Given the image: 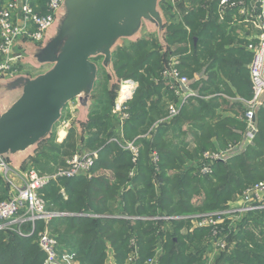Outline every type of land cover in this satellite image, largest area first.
Returning a JSON list of instances; mask_svg holds the SVG:
<instances>
[{"label": "trees", "instance_id": "trees-1", "mask_svg": "<svg viewBox=\"0 0 264 264\" xmlns=\"http://www.w3.org/2000/svg\"><path fill=\"white\" fill-rule=\"evenodd\" d=\"M46 1L40 0L41 4ZM218 6V0H184L179 5L170 4L167 53L154 34H145L113 53L120 80L138 83L134 95L126 100L130 117L124 124L126 139L134 140L140 147L137 164L129 150L110 139L119 87H110V76L101 61L99 63L102 58L96 59L100 70L89 122L85 126L89 131L86 147L99 153L92 170L94 175L91 179L79 176L53 180L41 191L48 209L61 213L50 221L51 230L80 264H108V245L114 250L116 264H144L154 255L160 240L164 253L159 264H205V243L211 227H193L191 218H180L171 220L163 229L155 225L153 219L138 217L186 216L221 210L247 187L264 180V107L257 112L258 131L253 143L227 161L214 162L210 174H200L194 167L183 170V165L188 160L202 158L205 151L220 150L212 143L213 135L237 137L227 124L212 122L216 117L213 100L218 96L208 100L189 97L176 117L160 123L146 136L158 120L168 115L169 104L178 101L174 89L163 77L164 65L171 57L179 58L178 67L189 78L203 69L209 73L207 83L200 88L202 96L210 94L211 85L220 84L218 69L223 70L236 49L225 48L228 18L220 21ZM218 91L216 86L214 92ZM189 134L194 136V148H190ZM52 136L41 146L35 159L33 157L36 167L45 172L65 166L79 147L74 126L70 127L65 142L59 145H50ZM231 143L240 142L226 141L227 147ZM63 148L67 151L63 152ZM153 149L161 157L159 171L151 162ZM45 150L54 155L45 154ZM41 156L43 161L38 158ZM135 165L136 175L130 177ZM106 170L112 176L108 177ZM10 191V184L0 176V200L8 198ZM120 211L133 218L114 216ZM159 223L162 225L165 221ZM39 227H43V222ZM28 228L25 226V230ZM232 234L231 239L236 238L235 248L224 253L217 264H264V211L245 214L239 231ZM132 238L136 239L139 256L135 262L128 263ZM44 258L36 234L23 236L0 231V264H43Z\"/></svg>", "mask_w": 264, "mask_h": 264}, {"label": "built area", "instance_id": "built-area-1", "mask_svg": "<svg viewBox=\"0 0 264 264\" xmlns=\"http://www.w3.org/2000/svg\"><path fill=\"white\" fill-rule=\"evenodd\" d=\"M64 0H47L41 4L40 0H0V78H9L24 71L25 63L22 59L25 53L17 47L19 39L41 44L45 38L47 30L54 23L56 12ZM220 13L225 15L230 9L240 6L245 11V6L250 3L255 10L260 9L259 22L256 28L259 30L250 36L247 48L252 53L249 64V73L252 86V95L248 99L240 98L243 101L245 110V121L247 123L246 137L253 141L257 127V112L263 104L264 96V0H218ZM180 60L173 56L164 65L163 77L174 89L178 101L169 104L168 115L158 120L146 136H150L151 131L160 123L170 121L176 117L182 106L188 102L189 97L197 95L191 86V79L182 74L178 65ZM127 82V81H126ZM125 81L121 83L118 97L113 108V135L111 140L117 142L122 148L129 150L133 155V162L137 164L140 155V147L134 140L126 139L124 136V124L130 117V112L126 100L131 97L132 85ZM124 90V95L122 92ZM76 108H73L69 121L63 124L71 126L75 116ZM244 144L231 143L225 150L205 151L202 158L188 160L183 165V170L194 167L200 174H210L213 172V164L216 161H227L231 156L242 152ZM99 157L98 150L89 149L87 151H75L66 162L65 166H60L52 172H45L35 166L27 168L25 171L13 169L11 164L0 158V175L11 185L10 196L0 200V231L7 234L17 232L20 235L36 234V242L45 254L43 264H80L75 254L65 249L59 242L58 235L50 228V221L61 215L59 212L50 211L48 203L41 191L51 181L60 178H73L85 176L91 179L94 175L93 167ZM151 162L156 171L160 170L161 157L156 149L150 154ZM137 172L135 165L130 171V177H134ZM14 175L21 178L16 184ZM253 210L264 211V180L247 187L241 195L231 201L224 209L206 213L184 216L157 215L154 217H138L155 220V225L166 229L171 220L180 218H191L193 227H211L210 241L219 251L231 252L236 242L230 239L235 229L238 217L243 218L245 214ZM92 217H99L95 213H86ZM114 216L120 218H133L121 211ZM165 224L160 225V221ZM43 222V227L39 223ZM28 226V230H25ZM132 252L127 261L133 263L139 256L136 239L131 240ZM164 253L162 240L158 242L154 255L148 258L144 264H159ZM108 261L116 264L115 253L110 245L107 248ZM207 254V253H206ZM205 264H213L205 255Z\"/></svg>", "mask_w": 264, "mask_h": 264}, {"label": "water", "instance_id": "water-1", "mask_svg": "<svg viewBox=\"0 0 264 264\" xmlns=\"http://www.w3.org/2000/svg\"><path fill=\"white\" fill-rule=\"evenodd\" d=\"M164 0H64L41 44L19 39L22 62L52 64L45 73H19L0 78V158L22 169L50 139L63 111L74 100V125L85 139L93 91L100 65L110 76V87L121 86L113 53L123 39L136 42L144 32L156 35L169 51V21ZM182 2L183 0H176Z\"/></svg>", "mask_w": 264, "mask_h": 264}, {"label": "crops", "instance_id": "crops-1", "mask_svg": "<svg viewBox=\"0 0 264 264\" xmlns=\"http://www.w3.org/2000/svg\"><path fill=\"white\" fill-rule=\"evenodd\" d=\"M183 1L177 2L176 0H169L167 4H164L162 2V6L166 10V16L169 22H170L172 11L168 8V6L170 4L174 6L179 5L180 3H183ZM218 10H219V15H220V21H226V19L228 18L226 21L227 24L225 26L226 28L225 39H224V41L226 42L225 48L226 49H236V50H234L235 52H232L230 54L231 60H229L226 64H224L223 70L221 68L218 69V76H219L220 84L217 83L216 85H211L210 94L206 96H202V94H200V91H201L200 88L202 87L204 83H207L208 78H209L208 77L209 73L206 72L205 69H203L200 72H197L193 77H190L191 86L198 93L195 96L203 97L206 100L210 99L211 97L218 96L216 100H213L215 104V107L213 109L215 111L216 117L213 119L212 122L215 124L216 122L220 121L223 124H227V126L231 127L232 130L235 132L236 134L235 136H237V137H233V136L229 137V135L223 136V134L221 136L213 135L211 139H212V143L216 146V148L225 150L227 148L226 141H228V143L230 141H234V142H240L244 144V148L246 149V147L249 144L253 143V141H250L246 137L245 131H247L246 130L247 127H246V121H245V106H244L243 101H241L240 98L248 99L252 95V86H251V79H250V73H249V64L252 59V53L247 48V45L250 41V36L253 33H256L259 31L256 28V23L259 22V19H260L259 11L261 10L260 9L255 10L254 6H252L250 3H248L245 6V11H242V9H240V6H237V7L230 9L225 15H222L220 13L219 6H218ZM263 20L264 18L262 17L261 21ZM248 58L250 59V62H248L249 64L247 63V65L245 66V68H247V73L245 75L243 73L244 72L243 60L248 59ZM21 73H24V71ZM216 86L219 87L218 92H214ZM124 93L125 92L123 90L122 95H124ZM74 102H75L74 107L76 108L75 113H77V116H78L79 111L77 109V102L76 100H74ZM261 107H264V96H263V104ZM74 118L72 119L73 122H75ZM72 126L75 127L74 123L73 125H71V127ZM69 127L61 126L59 130V136L60 137L65 136L67 134ZM76 131H77V137H78V144L81 142L85 143L88 137V132L85 136V139H81L77 129ZM188 141H190V148H194L196 145V142L192 134H189ZM82 150L87 151L89 150V148H83ZM105 174L108 177L112 176L109 170H106ZM13 177H14V181L16 184H18L21 181V178L18 177L17 175H14ZM233 200L235 199L229 200L228 204ZM212 212H215V211H212ZM207 213H211V212H207ZM242 219L243 218L238 217L237 223L235 224V229L232 235H235L239 231V227H240V223H242ZM210 235L211 233L207 236L206 243H205L207 245L206 256H208V259L211 263L217 264L221 256L224 253H229V252L217 250L210 241L211 239ZM232 240L236 242V238L232 237Z\"/></svg>", "mask_w": 264, "mask_h": 264}, {"label": "rangeland", "instance_id": "rangeland-1", "mask_svg": "<svg viewBox=\"0 0 264 264\" xmlns=\"http://www.w3.org/2000/svg\"><path fill=\"white\" fill-rule=\"evenodd\" d=\"M168 2H169V0H164V1H163L164 4H167ZM145 34H148V33L145 31V32H144V35H145ZM155 37H156V35H155ZM156 39H157V37H156ZM122 41H123L124 45H127V44H129V43L131 42V41L128 40V39H123ZM157 42H158V39H157ZM158 43H159V42H158ZM95 61H98V60H95ZM100 61H102V60H99V63H100ZM248 62H250V59H249V58L243 60V65H244V68H243V69H244V72H243V73H244L245 75H246V73H247V68H245V66L247 65ZM248 64H249V63H248ZM51 67H52V64L36 65V64L28 63V64H25V66H24V73H26V74H28V75H31V76H37V75H39V74L45 73V72L48 71ZM105 71H106V70H105ZM106 72H107V71H106ZM123 81H125V82L127 81L126 83H127L128 85H132V86H133V88H132V93L130 94L131 97H132V96L134 95L135 88H136V85H137L138 83H137L136 81H134V80H121V83H122ZM109 83H110V80H109ZM118 92H119V89H118V91H117L116 98L118 97ZM92 103H93V98H92ZM74 106H75V102H74V101H72V102H70V103L68 104V107H67L66 110L64 111V118L61 119L60 123H59L58 126L56 127V130H55L53 136L51 135V136H52V139H53V142H52L50 145H59L60 143L65 142L66 136H67V134H68V132H69L71 126L68 128L67 134H66L65 136H63V137H60V136H59V130H60L61 126H62V127H63V126H66V125L63 124V122H64V121H66V122L69 121ZM91 106H92V105H91ZM90 109H91V108H90ZM75 114H76V116H75L74 119H76V117H77V113H75ZM73 123H74V122H73V120H72L71 125H73ZM93 129H96V128H93ZM87 132H88V134H89V131H87ZM50 138H51V137H50ZM77 138H78V137H77ZM71 141H72V140H71ZM71 141H70V142H71ZM66 145H67V144H66ZM78 146H79V147H78L79 150H82L83 148H87L86 145H85V143H83V142L79 143ZM81 148H82V149H81ZM65 151H67V148H63V152H65ZM45 154H50L51 156L54 155L52 152H49V150H45ZM36 156H37V153H36V155L34 156V159H35ZM38 158H40L41 161H43V156L38 157ZM38 158H36V159H38ZM40 159H39V160H40ZM2 160L7 161V162L10 161L9 159H3V158H2ZM31 160H32V161H31ZM35 163H36V161L33 162V158H31V159L28 161V163H27L22 169H20L19 171H25L27 168H29V167H33V166L36 167ZM0 176H1V175H0ZM202 197L204 198V194H203L202 196H200V199H201V200H202ZM206 252H207V249L205 250L204 256L206 255ZM107 262H108V264H113V262L108 261V259H107Z\"/></svg>", "mask_w": 264, "mask_h": 264}]
</instances>
